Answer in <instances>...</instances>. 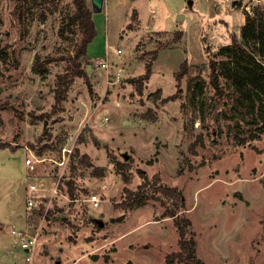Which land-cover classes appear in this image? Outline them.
I'll list each match as a JSON object with an SVG mask.
<instances>
[{"label": "rangeland", "instance_id": "1", "mask_svg": "<svg viewBox=\"0 0 264 264\" xmlns=\"http://www.w3.org/2000/svg\"><path fill=\"white\" fill-rule=\"evenodd\" d=\"M118 1L106 9L108 67L96 68L87 53V77L76 76L56 103V75L75 62L79 39L72 0H0V264H182L166 261L178 250L173 218L161 217L173 198L115 205L124 186L141 182L140 171L178 189L204 264H264V115L236 101L223 76L212 86L209 69L226 58L219 50L247 11L233 6L240 0H147L143 11L156 12L149 27L140 30L130 9L118 37ZM103 11L95 14L105 22ZM102 27L89 50L104 39ZM160 42L172 49L157 54L139 92L131 79ZM30 152L43 159L33 169L24 162ZM67 180L76 200L51 195L58 185L72 198ZM29 184L38 188L32 206ZM89 189L100 194L97 208L84 201ZM12 227L37 235L31 261Z\"/></svg>", "mask_w": 264, "mask_h": 264}, {"label": "trees", "instance_id": "2", "mask_svg": "<svg viewBox=\"0 0 264 264\" xmlns=\"http://www.w3.org/2000/svg\"><path fill=\"white\" fill-rule=\"evenodd\" d=\"M235 2L236 3H240ZM75 7L71 15V20L76 23L79 32L78 45L75 50V62L72 66H67L64 72L56 75L54 88V100L56 103L65 99L66 92L76 76L87 77L85 68L81 66V58L87 55V48L90 42L96 37L97 31L93 21V11L86 0H72ZM132 14L136 15L133 9ZM130 28H132L130 26ZM181 30H176L172 39L182 34ZM167 47L166 43L160 42L159 45L148 51L150 58L144 63V72L136 79H131L136 85V89L142 90V80L148 79L152 72V64L156 59L159 49ZM219 54L225 56L220 61H212L209 64L210 82L212 86L217 87L220 76L231 81L236 93V101L240 102L242 98L256 104L258 116L264 115V4L254 7L251 14L245 13L243 22L239 28V34L233 32L230 35V42L222 46ZM187 61L185 60L175 77L180 79L187 71ZM34 70L40 71L42 66L34 61L32 65ZM138 80V81H137ZM174 97V96H173ZM171 96L162 98V101H168ZM84 162L87 163L88 156L83 155ZM119 168H126L127 163H119ZM95 174L102 175V168H94ZM141 182L133 190L126 186L123 187V199L116 202L115 205L122 209H129L135 204H141L149 199L163 200L173 198V206L167 207L161 217H172L178 233V250L171 252L166 256V261L172 263L178 261L182 264H204L196 253V234L191 229L192 222L185 212V204L182 195L174 186H169L161 182L156 174L149 178L140 171ZM68 193L72 198L77 197L76 186L73 180H67ZM150 187L153 193L149 192ZM83 192L86 190L82 189ZM157 193V194H155ZM123 214L115 221H122Z\"/></svg>", "mask_w": 264, "mask_h": 264}, {"label": "built area", "instance_id": "3", "mask_svg": "<svg viewBox=\"0 0 264 264\" xmlns=\"http://www.w3.org/2000/svg\"><path fill=\"white\" fill-rule=\"evenodd\" d=\"M251 3H253L254 5L257 4H264V0H250L249 2L245 3L243 1H241L238 5L234 4L233 6L235 7H240V8H244L247 13L251 14ZM156 15V12L154 10L151 11V16L154 17ZM117 52H120V50H116ZM94 66L96 68H101V69H106L108 67V60L106 57H97L94 58ZM121 75V71H117L116 73V79H118ZM105 119H107V117H105ZM66 152H70L69 148H66L65 146L62 147V153H64V157H65V153ZM43 159L41 158H37L33 153L30 152V154L25 158L24 162L25 165L29 168V169H33L36 163L41 162ZM64 162H59V164H63ZM36 191H38V188L34 185V184H29L28 186V196L26 199V203L28 206H32L34 204V194L36 193ZM51 195L52 196H62L64 197L66 200L68 201H73L76 200V198H70L67 195L66 190L60 188V186L55 185L52 189H51ZM84 201L88 202V204L93 207V208H97L100 205L101 202V197L100 194L92 189H89V192L87 193L86 197L84 198ZM11 234L18 238L19 240V245L21 247L22 250H24L25 252V261H31L32 260V256H33V251L35 249L36 243H37V235L36 234H31V233H26L24 230L20 229V228H15L12 227L11 228Z\"/></svg>", "mask_w": 264, "mask_h": 264}, {"label": "crops", "instance_id": "4", "mask_svg": "<svg viewBox=\"0 0 264 264\" xmlns=\"http://www.w3.org/2000/svg\"><path fill=\"white\" fill-rule=\"evenodd\" d=\"M88 1L90 2L91 0H88ZM112 1L113 0H103L102 10L101 11L104 10L103 12H105V15H104L105 16V22H104V19L102 18V14H95L96 12H93V14H92V17L94 19V23H95V25L97 27V32H98L97 33V38H98V35H101L102 32H103L102 31V28H103L102 27V22H103V26H104V30H105L104 39L102 41L98 40V42H95L96 44H94V48L93 49L89 50V48L92 47V45H93V43L95 41V38L88 45L87 53L91 54L94 58L101 57L106 52L108 53V44L110 43L108 41V38H107V29L109 28V19H108L107 15H106V9L112 7ZM145 1H147V0H119L118 1V8H120L122 6V8H124L123 10L125 11L124 17H122L123 19L121 20L122 22L117 27V31H118L117 35H118V37H119L121 29L124 27V25L127 22L128 11L130 9H134L137 12V14H138V18H139V21H140V24H139L140 30L141 29H146V28L149 27V21H150V19L152 17L151 16V11L153 9H150L147 12L145 10L143 11V8H146L145 7V4H146ZM89 7L91 8V5ZM100 19H102V22L100 21ZM168 49H172V48L160 49L158 51V54L160 55L162 50H168ZM155 61H156V59L153 61L152 68L154 66Z\"/></svg>", "mask_w": 264, "mask_h": 264}, {"label": "water", "instance_id": "5", "mask_svg": "<svg viewBox=\"0 0 264 264\" xmlns=\"http://www.w3.org/2000/svg\"><path fill=\"white\" fill-rule=\"evenodd\" d=\"M91 9L93 12H100L102 10V3L103 0H91ZM180 16L182 17L181 14H179V18Z\"/></svg>", "mask_w": 264, "mask_h": 264}]
</instances>
